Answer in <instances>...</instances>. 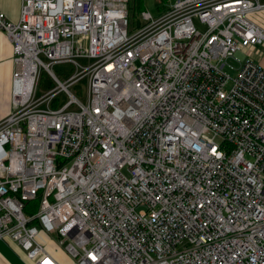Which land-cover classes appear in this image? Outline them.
<instances>
[{
	"label": "built area",
	"instance_id": "1",
	"mask_svg": "<svg viewBox=\"0 0 264 264\" xmlns=\"http://www.w3.org/2000/svg\"><path fill=\"white\" fill-rule=\"evenodd\" d=\"M128 3L21 0L16 23L0 9L16 66L0 240L34 264H61L39 229L71 264H264V69L249 56L264 3L176 0L131 35ZM40 68L56 86L36 99Z\"/></svg>",
	"mask_w": 264,
	"mask_h": 264
},
{
	"label": "rangeland",
	"instance_id": "2",
	"mask_svg": "<svg viewBox=\"0 0 264 264\" xmlns=\"http://www.w3.org/2000/svg\"><path fill=\"white\" fill-rule=\"evenodd\" d=\"M175 1L176 0H142V5L144 9L143 11L148 12L152 18L156 19L161 16V14L165 12L170 6H172ZM261 2L264 3V0H261ZM141 14L142 13L139 12L129 13L127 28L129 35L134 34L139 28H141L145 24V21L142 19ZM249 19H251L255 23L257 22L258 24L264 27V11L252 13L251 15H249ZM193 22L199 31L204 32L206 30L205 25L201 24L197 18H194ZM243 57V53L237 55L238 59H242ZM251 59L254 60L264 69V47L257 46V49L255 53H253ZM79 62L82 64L88 63L87 60L83 59L79 60ZM227 63L232 68L226 67L225 72L229 77L233 78L236 74L235 69L239 67V62L238 60L230 59ZM52 70L61 81H64V79L69 77L73 72V67L68 63H57L53 66ZM55 86L56 83L49 76V74L44 69L40 68L38 73V83L35 92L36 99H39L47 91L53 89ZM70 91L75 96H77L82 102H85L86 81H80L77 85L73 86ZM57 100L58 102L60 101L61 104L62 102L66 101V96L64 94H60L57 97ZM39 231L40 242L53 254L61 257L66 262H70V259L65 253L64 249L69 243L68 240H63L62 238H58L57 236L50 237L45 234L42 230L39 229ZM61 242L62 244H60ZM17 252L23 257L24 261H26L28 264H32L29 260H27L25 253H22L19 250Z\"/></svg>",
	"mask_w": 264,
	"mask_h": 264
},
{
	"label": "crops",
	"instance_id": "3",
	"mask_svg": "<svg viewBox=\"0 0 264 264\" xmlns=\"http://www.w3.org/2000/svg\"><path fill=\"white\" fill-rule=\"evenodd\" d=\"M0 9L9 21L16 23L19 21L20 17L21 0H0ZM258 25L261 26L260 24ZM261 27L264 29L263 26ZM256 49L257 47H254V49L250 50V58L253 56V53H255ZM15 69L16 66L14 63V55L11 44L8 39L0 33V121L5 119L13 110L11 104V93ZM18 250L24 253L15 243L0 240V264H28L24 261L23 257L18 254ZM53 256L61 264L72 263L70 258L71 263L66 262L64 259L55 254H53ZM27 260L34 264L30 259L27 258Z\"/></svg>",
	"mask_w": 264,
	"mask_h": 264
},
{
	"label": "trees",
	"instance_id": "4",
	"mask_svg": "<svg viewBox=\"0 0 264 264\" xmlns=\"http://www.w3.org/2000/svg\"><path fill=\"white\" fill-rule=\"evenodd\" d=\"M142 0H129L128 3V15L129 13L139 12L142 13L143 11ZM37 208V202L29 203L26 207L25 213L30 214L31 212L35 211Z\"/></svg>",
	"mask_w": 264,
	"mask_h": 264
},
{
	"label": "bare ground",
	"instance_id": "5",
	"mask_svg": "<svg viewBox=\"0 0 264 264\" xmlns=\"http://www.w3.org/2000/svg\"><path fill=\"white\" fill-rule=\"evenodd\" d=\"M27 76H28V77H26V86H27L28 88H30L32 79H31V77H30V75H29V72H28Z\"/></svg>",
	"mask_w": 264,
	"mask_h": 264
}]
</instances>
